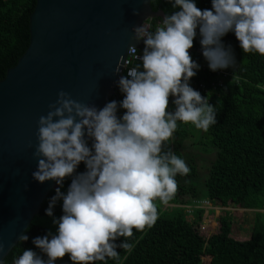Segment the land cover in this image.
Masks as SVG:
<instances>
[{
  "label": "clouds",
  "instance_id": "obj_1",
  "mask_svg": "<svg viewBox=\"0 0 264 264\" xmlns=\"http://www.w3.org/2000/svg\"><path fill=\"white\" fill-rule=\"evenodd\" d=\"M168 2L174 11L158 26L134 28L145 47L142 54L135 45L129 48L137 63L123 65L127 73L117 81L122 100L98 108L61 91L39 118L32 176L58 185L45 210L56 231L35 237L39 252L24 249L13 264H57L66 255L72 264H107L119 261L118 248L131 252L134 230L156 224L157 201L168 205L177 176L191 171L172 148L178 127L190 124L207 132L217 123L216 106L191 86L201 68L189 51L194 41L199 38L212 72L237 65L224 43L229 33L245 54L264 56V0H211V8L203 10L197 0ZM120 71L117 67L115 74ZM82 163L85 170L79 171ZM58 204L62 215L56 217Z\"/></svg>",
  "mask_w": 264,
  "mask_h": 264
},
{
  "label": "trees",
  "instance_id": "obj_2",
  "mask_svg": "<svg viewBox=\"0 0 264 264\" xmlns=\"http://www.w3.org/2000/svg\"><path fill=\"white\" fill-rule=\"evenodd\" d=\"M36 3L37 0H0V81L29 47L30 17ZM197 6L210 9L211 0H197ZM151 7L164 16L174 11L168 0H151ZM224 43L234 51L237 65L230 69L239 81L227 83L214 103L217 123L209 131L203 132L190 124L178 127L172 148L191 171L186 177L177 176L178 189L168 204L174 207L157 201L156 224L144 232L134 230L129 238L134 245L132 251L118 248L119 261L109 259L107 264H264V56L245 54L232 33L224 37ZM194 46L201 47L199 38ZM122 99L117 87L109 101ZM212 150L216 153L208 168L206 194L202 196L200 189L187 180L196 176L202 166L196 154L205 151L209 155ZM84 170L82 163L79 171ZM69 184L70 179L65 182V191ZM53 195L55 189L25 232L29 239L20 240L3 264H13L24 249L39 252L32 240L48 234L49 229L36 224V220L39 216L52 218L45 210ZM204 202L225 209L211 210L205 217V210L194 208ZM188 206L194 208L193 212L187 211ZM226 208L256 212L250 235H235V213ZM54 215H62L59 204ZM212 223L216 225L214 229ZM122 241L120 238L117 243ZM57 264H72V261L66 255Z\"/></svg>",
  "mask_w": 264,
  "mask_h": 264
},
{
  "label": "water",
  "instance_id": "obj_3",
  "mask_svg": "<svg viewBox=\"0 0 264 264\" xmlns=\"http://www.w3.org/2000/svg\"><path fill=\"white\" fill-rule=\"evenodd\" d=\"M154 17L151 0H37L29 47L0 81V264L57 187L32 176L39 118L61 91L103 108L129 48L144 47L134 28Z\"/></svg>",
  "mask_w": 264,
  "mask_h": 264
},
{
  "label": "built area",
  "instance_id": "obj_4",
  "mask_svg": "<svg viewBox=\"0 0 264 264\" xmlns=\"http://www.w3.org/2000/svg\"><path fill=\"white\" fill-rule=\"evenodd\" d=\"M162 17H154L149 18L143 24L150 26L151 28H155L159 25ZM144 45V43L141 41ZM136 47V46H135ZM145 47V45H144ZM143 47V48H144ZM139 54H142L143 50L140 47H136ZM192 58L197 61L201 68L198 71L197 75L194 76L191 80V86L198 90L203 96L209 97L210 103L214 105V103L220 98L222 90L225 88L227 83L238 82L239 78L233 74L231 69L222 70L218 72H212L207 64V61L204 59L201 51V47L193 46L192 49L189 50ZM137 63L135 57L132 55L131 51L129 50L126 61L124 64H128V66H134ZM127 69L123 68L121 74L126 75ZM173 107L171 103H169V108ZM166 207H174L173 205H167ZM195 209H203L205 210V217L208 216L209 211L215 210L217 212L221 211L222 208L213 207L209 202H204L202 204H198L194 207ZM193 207L188 206L186 207L189 213L193 212ZM221 209V210H220Z\"/></svg>",
  "mask_w": 264,
  "mask_h": 264
},
{
  "label": "rangeland",
  "instance_id": "obj_5",
  "mask_svg": "<svg viewBox=\"0 0 264 264\" xmlns=\"http://www.w3.org/2000/svg\"><path fill=\"white\" fill-rule=\"evenodd\" d=\"M198 137H199L198 134H196L194 139L197 141ZM215 153H216V150H212V152H210L209 155H207L205 151H201V153L198 152L196 154L198 156L197 161L202 166L198 170L196 176L191 177L187 180V183L193 186H197L200 189L199 191L202 196L206 194L205 181L208 178V168L211 166L214 160ZM222 209H225V207ZM226 210H230L233 213H235L233 232L235 233L236 236L246 237L252 233L256 212L239 210V209L235 210V209H230V208H226ZM36 224L48 228L49 232L55 233L56 231V226L53 224L52 218L39 216L37 217ZM215 226L216 225L212 223L213 229L215 228Z\"/></svg>",
  "mask_w": 264,
  "mask_h": 264
},
{
  "label": "crops",
  "instance_id": "obj_6",
  "mask_svg": "<svg viewBox=\"0 0 264 264\" xmlns=\"http://www.w3.org/2000/svg\"><path fill=\"white\" fill-rule=\"evenodd\" d=\"M143 49H144V48H143ZM143 49H142V50H143Z\"/></svg>",
  "mask_w": 264,
  "mask_h": 264
}]
</instances>
